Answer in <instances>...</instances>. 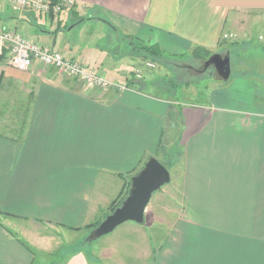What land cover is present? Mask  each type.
Instances as JSON below:
<instances>
[{"label": "crops", "instance_id": "obj_1", "mask_svg": "<svg viewBox=\"0 0 264 264\" xmlns=\"http://www.w3.org/2000/svg\"><path fill=\"white\" fill-rule=\"evenodd\" d=\"M73 1L50 21L0 0V26L127 89L99 90L38 64L18 71L0 61V264H90L75 234L102 221L144 164L171 156L172 147L181 161L179 202L154 208L171 217L147 219L150 199L143 223L104 236L105 264H264V107L254 94L242 101L220 85L203 101L180 102L174 96L185 99L189 85L173 91L167 72L186 62L172 59L177 52L219 54L237 0ZM93 23L157 45L163 71L142 70L138 52L120 55L108 38L81 41L77 28ZM194 57L186 63L200 62Z\"/></svg>", "mask_w": 264, "mask_h": 264}, {"label": "rangeland", "instance_id": "obj_2", "mask_svg": "<svg viewBox=\"0 0 264 264\" xmlns=\"http://www.w3.org/2000/svg\"><path fill=\"white\" fill-rule=\"evenodd\" d=\"M233 7V18L230 20V25L225 27L226 31H223L221 36L222 42L218 50L219 54L224 55L228 52L230 56L231 74L228 81H222L212 66L204 69L203 64L209 58L208 55L203 54L200 51H195V53L191 51L185 55H181L183 53L179 54L180 52H177V54L171 55L174 61L183 59L188 62L191 58L187 57L192 55L193 57L195 56L194 58L200 59V62L170 63L171 66H174L167 70L170 74V78L173 76L171 81L172 84L170 85L172 90H178L179 87L183 90L185 87L184 84L189 85V88L183 93L185 99H183V96L181 98L179 93L178 96H174V99H178L180 102L182 100H187L192 103L203 101L206 93L212 89H209V87L220 85L222 87H219L221 91H228L234 94L238 99L239 97H242V101L244 95L250 96L254 94L252 101L259 103L260 106L264 107V0H237ZM74 8L75 6L72 9ZM17 31L20 32L19 30ZM79 31L81 41H84V36H91L92 40L97 39V41L99 40L101 43L108 38L109 41L117 44L115 51L120 55L125 52L124 49L128 53L139 52V54H141L140 52H142V50H140V46H142V44L144 45L141 41H137L133 44L131 43V40L125 39L120 33L117 32V34H115L109 31L105 26H99L96 23L80 26L77 28L76 33ZM88 41L89 39L87 42ZM178 50L181 49L179 48L175 51ZM125 59H127V57H125ZM139 59L140 64H143V61L148 62V60L154 64L153 68L143 67L142 65L140 67L142 70L146 69L153 71L156 68H159V70L161 68L162 70V66H160L159 63H155L158 58L145 59L140 55ZM168 64L169 63L167 62V65ZM128 65L131 66L129 62ZM239 100L236 101L239 102ZM171 151L173 152L171 156L168 154L167 156L162 157L163 160L160 161L169 171L172 183L169 182L163 185L158 191L153 193L151 197L152 201L147 213V219H164L163 217L170 218L171 216L168 212L164 213L159 211V209L154 210V208H156L157 204H165V207L168 208L171 207L172 204H177V202H179V191L177 185L176 188L174 186V179L176 178L175 173L181 168V161L179 160V156L175 153L178 152L177 148L174 149V147H172ZM94 229L88 228L84 233L80 232L75 234V239L79 238L80 234L84 238L81 242L77 244L75 243L77 245L76 249H80L79 251L82 252L86 251L90 264H105L109 261L111 255L110 250L101 251L106 246L105 243H107V239H105L104 236L93 238L91 233ZM69 235H67V239ZM68 240L70 241L71 239ZM68 244H70V242H64L63 240V245ZM103 245L105 246L103 247Z\"/></svg>", "mask_w": 264, "mask_h": 264}, {"label": "built area", "instance_id": "obj_3", "mask_svg": "<svg viewBox=\"0 0 264 264\" xmlns=\"http://www.w3.org/2000/svg\"><path fill=\"white\" fill-rule=\"evenodd\" d=\"M18 9H29L36 13L53 14L54 16L70 10L75 6L73 0H9ZM0 61L4 66L18 71H27L34 64L45 69L56 70L65 78L79 81L85 86L106 90L115 87L118 90H126L125 85L116 84L80 61L68 58L61 52L25 36L14 28L0 26ZM145 67L153 68L154 64L146 62ZM135 75L140 77V71Z\"/></svg>", "mask_w": 264, "mask_h": 264}, {"label": "water", "instance_id": "obj_4", "mask_svg": "<svg viewBox=\"0 0 264 264\" xmlns=\"http://www.w3.org/2000/svg\"><path fill=\"white\" fill-rule=\"evenodd\" d=\"M213 67L222 81H228L231 73L229 53L212 54L203 64L204 69ZM170 173L156 158H150L133 176L130 189L120 206L108 214L92 231L93 238H100L114 231L119 225L131 221L143 222L144 212L154 192L169 183Z\"/></svg>", "mask_w": 264, "mask_h": 264}, {"label": "trees", "instance_id": "obj_5", "mask_svg": "<svg viewBox=\"0 0 264 264\" xmlns=\"http://www.w3.org/2000/svg\"><path fill=\"white\" fill-rule=\"evenodd\" d=\"M51 1L52 2H57L58 0H51ZM64 12H66V11H64ZM64 12H62V13H64ZM62 13H60V14H62ZM39 14L48 17L50 21L54 20L56 17L58 19L59 15H60L59 14V15L54 16L53 14H48V15L47 14H41V13H39ZM140 47H141L140 50H142V52H140L141 53L140 55L143 58H145V59H148V58L149 59L150 58L151 59H155V58H160L161 57V51H160V49H159V47L157 45H151V46H149V45H143L142 44V46H140ZM195 51H200L203 54L208 55V57L210 56L209 55V51H207V50H202L200 48H195L194 51H193V53H195ZM138 54H139V52H138ZM129 189H130V182L121 190V192L117 195V197L111 202V204L109 206V213H111L115 208H117L118 206H120V204L122 203V201L127 196L128 192H129ZM100 222L101 221H96L93 224H91L90 226H88L87 228L94 229V228H96L99 225Z\"/></svg>", "mask_w": 264, "mask_h": 264}]
</instances>
